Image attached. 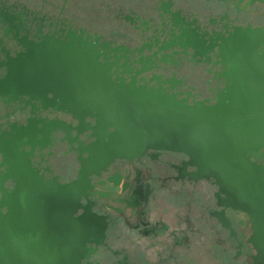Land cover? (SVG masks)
Wrapping results in <instances>:
<instances>
[{"label": "flooded vegetation", "instance_id": "obj_1", "mask_svg": "<svg viewBox=\"0 0 264 264\" xmlns=\"http://www.w3.org/2000/svg\"><path fill=\"white\" fill-rule=\"evenodd\" d=\"M248 27L264 30V0H0V183L9 170L3 152L27 154L31 147L18 145L31 139L42 145L25 159L45 182L79 178L80 145L94 138L55 97L61 45L92 44L113 79L213 103L224 81L209 48ZM188 161L148 151L89 177L81 203L106 225L103 241L88 245L92 263L253 264L248 217L221 205L217 185L195 180ZM2 187L12 193L15 182Z\"/></svg>", "mask_w": 264, "mask_h": 264}, {"label": "water", "instance_id": "obj_2", "mask_svg": "<svg viewBox=\"0 0 264 264\" xmlns=\"http://www.w3.org/2000/svg\"><path fill=\"white\" fill-rule=\"evenodd\" d=\"M221 40L209 48L224 81L213 103H189L134 78L113 79L92 44L59 47L64 68L55 97L79 120L78 132L90 130L94 141L80 145L79 178L64 185L45 182L25 159L40 141L18 145L30 146L27 154L3 152L9 170L0 183V264H94L88 245L103 241L106 225L81 203L89 177L148 151L182 153L196 169L195 180L217 185L220 204L248 217L251 259L264 264V30L237 28ZM8 179L15 182L12 193L2 187Z\"/></svg>", "mask_w": 264, "mask_h": 264}]
</instances>
